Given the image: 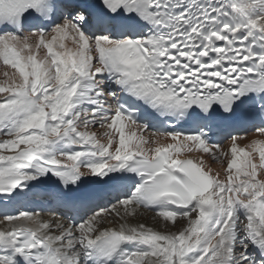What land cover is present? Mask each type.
Segmentation results:
<instances>
[{
  "label": "snow or ice",
  "instance_id": "obj_1",
  "mask_svg": "<svg viewBox=\"0 0 264 264\" xmlns=\"http://www.w3.org/2000/svg\"><path fill=\"white\" fill-rule=\"evenodd\" d=\"M0 69V264H264V0H0Z\"/></svg>",
  "mask_w": 264,
  "mask_h": 264
},
{
  "label": "bare ground",
  "instance_id": "obj_2",
  "mask_svg": "<svg viewBox=\"0 0 264 264\" xmlns=\"http://www.w3.org/2000/svg\"><path fill=\"white\" fill-rule=\"evenodd\" d=\"M0 71H2V69H0ZM0 79H3L2 75H0ZM102 133V129L99 130ZM244 135V134H241ZM261 137L255 136L252 134V132L247 133V136L245 139L238 141V143L241 146H244L246 143H248L249 141H251L252 139H260ZM162 142H167V141H162ZM229 147V141H226L224 143V148L227 149ZM200 154L198 153H185L183 156H181V159H198ZM208 158L205 157V160H207ZM214 171L216 170H220L221 172V178H223V170L221 168V166L219 164H214ZM37 193L38 195L35 198V203L33 204H29L26 207H28L29 209L36 207L37 205H39V208L43 207V209H46V207H48L49 205L53 204L55 202V198H53V195L51 193H49V187L47 185H41L40 188L37 189ZM33 206V207H32ZM39 210V209H37ZM55 213V212H54ZM59 218L61 219H66L65 216L59 215L57 213H55ZM151 213H147L145 214V217L141 218V222H148L149 224H151L153 227H157L160 228V230H166L163 229L162 226L160 225V223L158 221H153L151 220ZM44 218L47 219L48 218V212L44 213ZM179 223V222H178ZM172 231H175V229H171Z\"/></svg>",
  "mask_w": 264,
  "mask_h": 264
}]
</instances>
